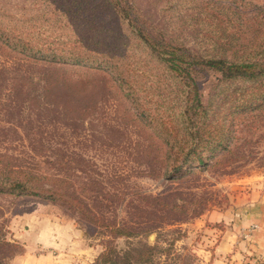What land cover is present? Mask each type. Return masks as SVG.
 Masks as SVG:
<instances>
[{
    "label": "rangeland",
    "instance_id": "obj_1",
    "mask_svg": "<svg viewBox=\"0 0 264 264\" xmlns=\"http://www.w3.org/2000/svg\"><path fill=\"white\" fill-rule=\"evenodd\" d=\"M82 1L0 0V154L60 172L67 194L105 221L156 228L146 244L163 235V248L176 239V254L215 264L224 236L256 228L241 225L264 196V0ZM96 27L97 38L84 31ZM204 60L252 64L255 75L225 79ZM44 73H64L69 88L37 86ZM176 139L209 141L207 165L178 178ZM85 217L0 194V225L20 249L8 264H95L110 237ZM237 249L221 264H264Z\"/></svg>",
    "mask_w": 264,
    "mask_h": 264
},
{
    "label": "trees",
    "instance_id": "obj_2",
    "mask_svg": "<svg viewBox=\"0 0 264 264\" xmlns=\"http://www.w3.org/2000/svg\"><path fill=\"white\" fill-rule=\"evenodd\" d=\"M86 8L89 0H83ZM102 6L106 5V1H101ZM97 11V10H96ZM83 12V13H82ZM87 10L78 9L72 12V16H76L78 19L87 17ZM91 16L94 10H91ZM101 15V13H97ZM116 14L113 12V15ZM118 15V14H116ZM68 16V15H67ZM105 16V15H104ZM105 30L101 27L89 30L86 28L87 34L92 37H98L100 33ZM137 34L140 39L146 41L142 35V31L137 29ZM207 68L220 72L225 79L236 78H252L255 73L252 71V64H234L227 63L223 60H204L202 61ZM64 77V73H47L40 75L36 78L38 84L46 85L52 88L54 93L59 92L63 87H68V84L60 82ZM69 88V87H68ZM197 88L195 87V90ZM38 99V97H36ZM191 108L201 107L199 97L194 95ZM191 132L198 133V129H193ZM209 141L204 140H177L176 145H172L170 150L175 149L176 154L171 159L169 168L178 172L177 177L180 178L184 174H190L194 169H198L199 165H207V157H204L203 150L209 147ZM207 147V148H206ZM7 155L0 154V194L14 195V196H33L44 200H48L55 203L66 205L74 210L76 213L86 218L93 225L104 229L110 239L104 241L103 249L100 255L97 257L95 264H193L195 258L191 255L176 254L174 246V240L169 241L167 247L161 246L163 235H158L153 245H148L142 241L146 236L155 232L156 228H143L134 227L125 221H105L99 215L95 214L89 206L87 207L76 195H68L65 184L67 180L60 172L50 173L47 170L42 169L34 162L26 161L29 156L27 155ZM170 169V170H171ZM168 170L167 168L165 169ZM184 170V171H183ZM166 174V173H165ZM142 201L150 200L145 196H139ZM134 211L143 212L145 210L142 207L134 206ZM150 215V213H146ZM134 216H138L134 214ZM6 230L3 225H0V264H8L12 257L20 253L18 245L14 242L6 239ZM160 234V233H159ZM124 238L133 239L137 243L135 246L127 247L126 249L117 248L114 239Z\"/></svg>",
    "mask_w": 264,
    "mask_h": 264
},
{
    "label": "crops",
    "instance_id": "obj_3",
    "mask_svg": "<svg viewBox=\"0 0 264 264\" xmlns=\"http://www.w3.org/2000/svg\"><path fill=\"white\" fill-rule=\"evenodd\" d=\"M251 211L252 217L250 219L252 222L250 224L241 225L244 226L243 234H245L246 229H249L252 225L256 228L248 233L246 240L238 238L236 233H230L228 236H224L214 250L215 257L213 261L215 264H221L223 258L230 253L236 254L235 249L237 247H239V249L236 250L237 255L241 256L242 250L249 251L251 249L256 256L264 257V196L258 204L256 203V205H254L250 212ZM224 219H226V215L221 214L219 217H215L211 220L218 221ZM236 232L238 233L239 230L237 229Z\"/></svg>",
    "mask_w": 264,
    "mask_h": 264
}]
</instances>
